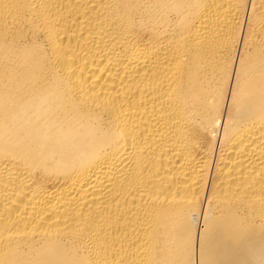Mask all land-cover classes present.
Instances as JSON below:
<instances>
[{"label":"bare ground","instance_id":"obj_1","mask_svg":"<svg viewBox=\"0 0 264 264\" xmlns=\"http://www.w3.org/2000/svg\"><path fill=\"white\" fill-rule=\"evenodd\" d=\"M0 264H264V0H0Z\"/></svg>","mask_w":264,"mask_h":264}]
</instances>
